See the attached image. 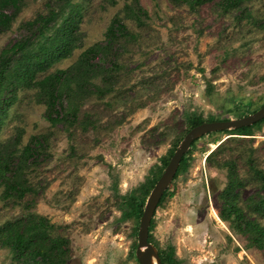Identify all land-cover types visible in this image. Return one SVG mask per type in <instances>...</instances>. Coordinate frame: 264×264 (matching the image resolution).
<instances>
[{
  "label": "rangeland",
  "instance_id": "obj_1",
  "mask_svg": "<svg viewBox=\"0 0 264 264\" xmlns=\"http://www.w3.org/2000/svg\"><path fill=\"white\" fill-rule=\"evenodd\" d=\"M221 3L69 0L64 11L77 13L79 46L47 72L72 64L81 50L102 40L115 14L131 35L116 42L112 73L92 79L107 92L84 96L75 122L50 124L34 90L16 91L0 142L18 127L22 143L38 134L47 143L27 171L33 200L0 198V224L34 211L61 226L72 251L66 264H139L134 250L140 216L121 217V196L131 192L145 202L148 193L139 186L161 173V158L185 134L187 115L238 118L249 113L235 116L236 109L264 103V0H239L227 9ZM60 4L19 0L10 27L0 33V49L25 34L23 23ZM126 4L139 21L124 18ZM229 132H209L190 143L185 169L173 175L151 218L149 242L156 250L170 246L178 264H264L262 252L218 217L225 169L216 167L222 158L233 160L243 183L241 206L264 194L248 165L264 171V122L245 138L226 140L235 136ZM222 140V150L207 162L205 155ZM244 208L264 225V217ZM0 264H11L4 249Z\"/></svg>",
  "mask_w": 264,
  "mask_h": 264
},
{
  "label": "trees",
  "instance_id": "obj_2",
  "mask_svg": "<svg viewBox=\"0 0 264 264\" xmlns=\"http://www.w3.org/2000/svg\"><path fill=\"white\" fill-rule=\"evenodd\" d=\"M58 1L61 4L57 10L50 9L47 14H37L32 20L23 23L25 34L0 49V127L16 97V91L20 89L35 91L36 101L44 106L43 117L50 124L75 122L78 118L80 101L84 96L90 94L100 96L107 92L92 79L97 74H111L116 68V62L112 59L116 53V42L131 35L123 22V17L115 14L104 31L103 39L81 50L72 64L47 72L55 63L69 57L79 46L80 40L77 34L76 11L70 7L65 12L69 0ZM180 1L192 7L212 0ZM238 2L239 0H222L221 5L227 9L237 7ZM18 11L19 0H0V33L10 27ZM122 12H125L124 18L140 20L131 10V5H124ZM262 105L264 103L260 107ZM258 108L248 110V107H240L233 112V115L241 116ZM228 118L226 116L223 120ZM213 120L219 119L204 120L198 115L189 114L184 122L185 131L199 123ZM262 122L264 117L251 125L232 129L228 134L235 136H228L225 139L250 136L253 134V129L258 128ZM22 132V128L16 127L12 137L0 142L2 200L11 198L14 201H23L26 197H31L33 200L35 189L27 178V171L37 165L36 161L47 140L43 135L38 134L29 136L26 142L22 143ZM178 142L179 140L161 158L162 166L166 165ZM223 142L224 140L220 141L205 155L207 162L211 163V160L222 150ZM186 165L187 159L184 153L174 175L185 169ZM248 165L260 188L264 189V171L253 167L250 163ZM216 167L225 169V183L217 194L218 217L227 222L228 227L235 233L244 236L249 246L260 250L264 255V225L250 218L244 208L246 207L249 213L264 217V194L258 196L249 206H245V203L241 206L238 201V190L243 183L233 160L222 158ZM159 173L160 169L139 186V191L146 195ZM165 194L166 189L158 204ZM32 200L28 203L30 204ZM143 204L144 198H137L131 192L121 196L123 207L121 217L140 216ZM60 227L39 213L27 211L0 224V249L9 253L11 264H66L72 251L68 238L58 232ZM147 240L149 241L148 237ZM157 254L161 264L179 262L170 246L165 250L157 249Z\"/></svg>",
  "mask_w": 264,
  "mask_h": 264
},
{
  "label": "water",
  "instance_id": "obj_3",
  "mask_svg": "<svg viewBox=\"0 0 264 264\" xmlns=\"http://www.w3.org/2000/svg\"><path fill=\"white\" fill-rule=\"evenodd\" d=\"M263 117L264 105H262L255 111L238 118L205 121L199 123L185 132L175 150L169 157L166 165L159 174L158 178L152 185L143 204L142 211L138 220L136 232V247L134 250V257L139 264H161L160 258L157 254V250L147 240L148 226L163 191L170 183L176 171L178 163L182 155L189 148L190 143L203 134L213 131H221L248 126L254 122H257Z\"/></svg>",
  "mask_w": 264,
  "mask_h": 264
}]
</instances>
